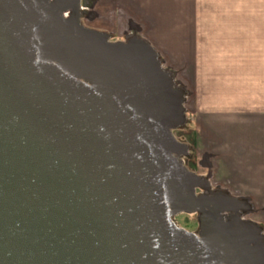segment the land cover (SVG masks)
I'll return each instance as SVG.
<instances>
[{
    "label": "water",
    "instance_id": "obj_1",
    "mask_svg": "<svg viewBox=\"0 0 264 264\" xmlns=\"http://www.w3.org/2000/svg\"><path fill=\"white\" fill-rule=\"evenodd\" d=\"M79 6L0 0V264H264L255 225L196 195L151 48L65 19Z\"/></svg>",
    "mask_w": 264,
    "mask_h": 264
},
{
    "label": "crops",
    "instance_id": "obj_2",
    "mask_svg": "<svg viewBox=\"0 0 264 264\" xmlns=\"http://www.w3.org/2000/svg\"><path fill=\"white\" fill-rule=\"evenodd\" d=\"M96 1L98 29L136 38L173 70L196 155L210 153L218 180L254 201L264 241V0Z\"/></svg>",
    "mask_w": 264,
    "mask_h": 264
},
{
    "label": "rangeland",
    "instance_id": "obj_3",
    "mask_svg": "<svg viewBox=\"0 0 264 264\" xmlns=\"http://www.w3.org/2000/svg\"><path fill=\"white\" fill-rule=\"evenodd\" d=\"M53 1V0H52ZM96 0H87L86 6L83 7H74L73 9H68L64 11L65 19L75 18L79 19V22L82 26L87 29L102 33L107 35L109 42H128L132 39L128 38H119L116 35H112L108 31H103L98 28L100 26H95L94 21L96 10L95 4ZM95 9V10H94ZM108 32V33H107ZM136 39V38H134ZM161 66L166 70L171 79L172 87H174L177 92L180 94L179 100H181L183 108V122L180 126L176 127L172 133L175 138L183 145V154L180 157L183 164L186 168L195 173L197 177L201 180V187L197 189V192L201 193L203 197L210 198L209 207L206 208V212L209 213L211 208L217 210H227L230 214L239 213L240 217L243 218L245 222L254 223V211L255 204L253 200H245L234 197L233 191L224 185L221 181L218 180L216 174L215 162L212 160L213 156L210 153L200 151L201 159L199 160L194 149L195 141V132L191 129L193 123L190 115L191 104L188 103V96L186 89L176 85L177 82L174 81V72L173 70L169 71L165 69L162 61L159 59ZM170 82V83H171ZM244 211V212H240ZM204 215L201 213L199 216ZM198 214H186L180 213L175 216V223L177 226H180L187 231L199 234V218ZM206 216V215H205ZM263 238V237H262ZM264 246V241L262 242Z\"/></svg>",
    "mask_w": 264,
    "mask_h": 264
},
{
    "label": "flooded vegetation",
    "instance_id": "obj_4",
    "mask_svg": "<svg viewBox=\"0 0 264 264\" xmlns=\"http://www.w3.org/2000/svg\"><path fill=\"white\" fill-rule=\"evenodd\" d=\"M199 195L201 194V193H199V192H197Z\"/></svg>",
    "mask_w": 264,
    "mask_h": 264
}]
</instances>
